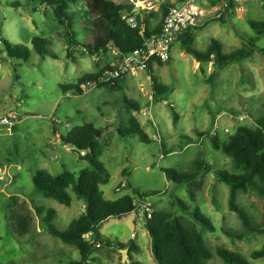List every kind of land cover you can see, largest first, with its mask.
<instances>
[{
    "label": "rangeland",
    "instance_id": "rangeland-1",
    "mask_svg": "<svg viewBox=\"0 0 264 264\" xmlns=\"http://www.w3.org/2000/svg\"><path fill=\"white\" fill-rule=\"evenodd\" d=\"M45 1L0 0V118L9 112L18 116V124L10 132L0 125V134L4 136L0 137V263L72 264L80 261L76 248L52 238L35 215L33 231L20 241L10 224L9 212L16 201H28L30 209L32 205L49 208L52 203L58 215L54 220L55 227L66 229L65 217L74 216L80 201L75 200L70 207H65L54 200H45L35 192L32 177L38 170L51 174L63 170L77 173L87 167V162L79 158V152L63 146L60 137L73 127L91 124L100 128L98 161L110 176L103 188L107 200L113 201L112 189L122 182L124 170L141 190L160 193L147 200L146 208L171 211L191 223H196L192 213L198 209L208 219L215 232L204 233L213 254L207 264H222L215 255L218 247L240 253L250 264H264V258L251 260L249 257L253 250L264 244V234L233 240L222 231L240 233L242 226L236 215L228 210V187L217 182L213 172L239 171L233 169L231 158L212 148L209 139L216 136L220 142H225L238 127L254 128L255 121L264 117V59L254 53L241 63L217 70L212 63H195L182 53L180 43L175 42L168 61L157 65L153 72L143 71L139 77L127 76L124 89L127 98L137 102L142 111L148 110L146 115L142 112L140 116L143 130L147 134L153 133L154 137L157 134L158 140L152 137V143L144 145L135 136L121 139L116 136V128L125 113L124 93L88 86L86 89L92 88L89 93L67 97L59 87L75 84L84 75L113 68L119 58L112 48L104 55L93 56L84 49L93 38L86 0H78L67 7L69 15L73 16L74 38L80 44L75 47H70L64 38L67 23L58 22L53 9ZM110 1L132 4L134 18L139 17L143 27L152 30L163 21L168 9L181 0ZM214 6L205 7L201 30L193 44V48L199 51H204L215 39L221 44L222 52H233L241 48L245 40L257 36L248 25L249 21L264 22L263 0H231L227 12L217 4ZM221 17L224 23L220 21ZM37 37L48 42V54L44 58L31 44ZM4 43L28 49V60L8 58ZM256 45L264 47V36ZM151 75L158 84L172 88L168 101L156 103L152 100ZM149 105H152L151 115L148 114ZM170 107L176 121H173ZM55 133L59 135L57 138ZM163 152L171 153L163 157ZM197 159L210 170L202 171L193 185L191 191L195 199L192 201L187 187L165 180L160 170L187 172ZM17 167H21V171ZM69 194L74 195L70 190ZM175 199L185 203L187 210ZM135 202L139 204L140 201L135 197ZM237 203L254 223L263 221V198L252 192L239 194ZM134 224L136 231L127 216L111 218L100 226L109 243L125 239L124 244L130 241L135 244L139 251L131 253V258L127 249L120 253L118 249L103 245L93 251L90 257L94 261L88 264H131L132 260L140 264H156L151 256L150 237L143 227V218L138 216ZM122 255H126L124 263L121 262Z\"/></svg>",
    "mask_w": 264,
    "mask_h": 264
},
{
    "label": "trees",
    "instance_id": "trees-1",
    "mask_svg": "<svg viewBox=\"0 0 264 264\" xmlns=\"http://www.w3.org/2000/svg\"><path fill=\"white\" fill-rule=\"evenodd\" d=\"M78 0H47L45 2L53 9V16L58 22L65 24L68 31H65L64 38L70 47L80 46L74 38L75 34L71 27L72 15H69L67 7L70 3ZM227 6L224 12L231 8V0H226ZM87 10L92 22V42L84 47L90 55H104L112 48L117 57L133 52L141 48L145 41L151 36L158 34L162 26V20L154 29L143 27L139 17L135 18L136 27L132 28L123 19L125 15L133 16L134 6L132 4H115L110 0H86ZM264 8V0H263ZM166 16V15H165ZM164 16V17H165ZM220 21L224 23L223 17ZM248 25L257 34L255 38H248L241 48L229 53L222 52L221 44L212 39L204 51L193 48L197 33L200 27L189 29L181 34L177 41L180 43V50L185 55L190 56L200 65L212 63L214 69H223L234 63H241L250 58L254 53L264 59V47L260 48L256 43L264 36V22L249 21ZM35 52L44 58L47 54L48 42L45 38H34L31 42ZM6 53L10 59L27 61L29 51L23 46H9L4 43ZM111 46V47H110ZM55 58V55H52ZM159 64H162L159 62ZM107 68L106 70H110ZM104 70L96 74H87L80 77L75 84L59 85L62 94L70 96H82L81 88L84 85L97 82L98 88L109 91L124 93L126 77L121 76L110 83H98V78ZM146 71H150V65ZM202 73H205L202 70ZM152 84V100L154 102L168 101V96L173 93L171 87L158 84L155 78L150 76ZM211 82V79H208ZM122 103L125 106V113L121 119L116 136L124 139L135 136L141 144L149 145L151 138L144 132L133 113L140 111L137 102L128 99L123 94ZM172 115L173 108L170 107ZM174 116V115H173ZM214 119V118H213ZM173 121H176L175 116ZM100 128H95L91 124H84L73 127L65 136L60 137L63 146L73 148L85 153L81 159L85 160L88 166L72 173L63 170L59 174H51L46 170H38L32 177V184L35 192L39 193L45 200H54L62 206L71 205V197L68 190H71L75 198L85 204L84 212L75 220H72L65 230H58L54 225L56 211L42 205H32L31 209L26 203L16 201L12 210L10 224L15 230V235L21 241L27 237L34 228L33 215L38 223L54 239L62 244L76 248L80 256V261L72 264H88L94 261L91 254L96 249L95 245L106 246L115 250H128L136 253L138 248L130 241L126 244L116 242L109 243L99 232L102 223L110 218L121 219L132 213H143L145 221L143 227L150 237L151 256L156 264H207L213 254L207 246L205 232H215V228L198 209L192 213L196 223L187 222L182 216H178L167 210H151L150 217L144 211L148 199L160 195L156 191H142L139 188H130L132 195H125L117 200H106L100 189L108 183L110 176L98 161L101 148L98 146L96 132ZM100 131V130H99ZM211 146L215 151H220L231 158L233 169L239 173H229L227 171H214L213 176L217 182H221L228 187V210L234 213L242 226V232L233 233L222 230L225 236L233 240H243L264 234V212L263 221L256 224L248 215L247 211L237 203L239 194L254 193L264 199V117L255 121L254 128L245 126L238 127L225 142H220L216 136L210 137ZM190 141V139H187ZM171 152H168V154ZM163 152V157L167 156ZM209 166H203L199 159L195 160L189 171L178 172L172 169L162 168L160 171L166 179L177 186L187 187L189 198L193 201L195 196L191 191L201 175V172H208ZM122 176L125 178V171ZM135 197L139 199V206L135 202ZM184 210L185 203L175 199ZM175 204V203H174ZM264 211V206H263ZM90 235L92 240L86 241L83 236ZM215 255L222 264H250L249 260L240 253L231 252L225 248L215 249ZM251 260L264 258V244L259 249L253 250L249 255ZM2 264V263H0ZM13 264V263H8ZM131 264H140L132 260Z\"/></svg>",
    "mask_w": 264,
    "mask_h": 264
},
{
    "label": "built area",
    "instance_id": "built-area-1",
    "mask_svg": "<svg viewBox=\"0 0 264 264\" xmlns=\"http://www.w3.org/2000/svg\"><path fill=\"white\" fill-rule=\"evenodd\" d=\"M212 1L215 3V6L217 4L223 9L227 6L226 0ZM133 4L137 6L136 3ZM205 7L213 8L209 0H182L180 4L170 7L163 18L158 34L147 39L141 48L135 49L133 52L119 58L117 66L110 70H104L101 77L98 78V83H110L121 76H131L138 72L146 71L153 62L164 63L168 61L178 37L187 30L202 25ZM123 19L132 28L136 27L134 16L126 15ZM88 86L95 87L97 86V82L82 86L81 88L83 91L85 90V93H89L92 89H86ZM17 117L16 113L9 112L0 118V125L10 132L18 124ZM155 132L158 133V130L156 129ZM156 136L158 135L156 134ZM156 136H153V140L155 141L158 140ZM80 156L84 157L85 153L81 152ZM137 206L139 205L137 204ZM144 211L148 214L149 218L151 210L144 207ZM83 238L86 241L92 240L90 235H85ZM99 247V245H95V248Z\"/></svg>",
    "mask_w": 264,
    "mask_h": 264
},
{
    "label": "crops",
    "instance_id": "crops-1",
    "mask_svg": "<svg viewBox=\"0 0 264 264\" xmlns=\"http://www.w3.org/2000/svg\"><path fill=\"white\" fill-rule=\"evenodd\" d=\"M172 1H175V0H172ZM182 1V0H181ZM181 1H179L177 4H175V6L176 5H178V4H180V2ZM209 3H210V5L213 7L214 5H215V3L212 1V0H209ZM216 6H214V8H215ZM201 27V26H200ZM179 43V42H178ZM176 44H177V41H176ZM175 44V45H176ZM174 45V46H175ZM173 46V47H174ZM178 46H180V45H178ZM175 48V47H174ZM174 49L172 48V51H173ZM172 51H171V53H172ZM170 56H171V54H170ZM195 62V61H194ZM196 63V62H195ZM157 65H159V62H153L151 65H150V72L152 71H155V69H156V67H157ZM143 74V72H138L137 74H135V75H132V76H135V77H139V76H141ZM136 79L135 78H133V81H135ZM125 87H127V77H126V84H125ZM125 89V88H124ZM125 94V93H124ZM126 96V95H125ZM67 97H70V95L68 96L67 95ZM127 97V96H126ZM129 99V98H128ZM131 100V99H130ZM156 103H159V102H156ZM151 106L152 105H149V106H147V108L149 109V112H148V114L150 113V115H151V113L152 112H150V110H151ZM146 108V109H147ZM148 111V110H147ZM146 110H145V112L144 111H142V109H141V107H140V111L139 112H137V113H133V116L138 120V122L140 123V125H141V127L142 128H144L143 127V121H141V120H143V119H141L142 117H140L141 115H142V112H143V115H146V112H147ZM7 114V113H6ZM141 119V120H140ZM155 124V123H154ZM156 125V124H155ZM18 127V126H17ZM117 129V128H116ZM15 130V129H14ZM16 131V130H15ZM146 134H147V131H144ZM13 134V133H12ZM150 138H152L153 137V133H151V134H147ZM57 136H59L57 133H55V138H57ZM0 137H4V136H2L1 134H0ZM152 140V139H151ZM56 142L58 143L59 141H57L56 140ZM79 158H83L82 156H80V154H79ZM12 165L10 164L9 165V168L11 167ZM84 168H86V167H84ZM17 169H19L20 171H21V167H17ZM83 169V168H82ZM124 171V170H123ZM0 173H2V169L0 170ZM50 173V172H49ZM123 173V172H122ZM163 174V173H162ZM1 175V174H0ZM16 175H18V173H16ZM163 176H164V174H163ZM164 178H165V180H167L166 179V177L164 176ZM124 183V184H123ZM127 184H130L132 187H135V188H139L140 190H141V188L140 187H138V185H136L135 183H134V180L132 179V176H126L125 178L123 177L122 178V182H120L116 187H114L112 190H113V192H114V195H115V197L113 198V201L114 200H117L118 198H120V197H122V196H125V195H132L131 194V190H130V188H128L126 185ZM105 187V185L104 186H101L100 187V189H101V191H102V193H103V196H104V198H105V194H104V191H103V188ZM109 190H111L110 188H109ZM71 191V190H70ZM142 191H144V190H142ZM72 192V191H71ZM68 193H69V190H68ZM70 195V197H71V205L73 204V202L76 200V201H79V200H77L76 198H75V195H71V194H69ZM106 199V198H105ZM107 200V199H106ZM75 201V202H76ZM26 202V204H27V202L28 201H25ZM146 204H149V201H147L146 202ZM51 205V208H53L55 211H56V207L51 203L50 204ZM70 205V206H71ZM69 206V207H70ZM84 209H85V204L82 202V201H80V204H79V207H78V210H77V212L74 214V216L72 217V215H66V217H65V222H67V227H68V225H69V223L72 221V220H75V219H77L83 212H84ZM56 216H58L57 215V212H56ZM140 217V218H143L142 216H143V213L142 212H139L138 214H135V213H132V214H130V215H128V217H129V219L132 221V225L134 226V228H135V231H136V226H135V224H134V222L136 221V218L137 217ZM125 217H127V216H125ZM111 219V218H110ZM110 219H108L107 221H109ZM106 221V222H107ZM105 223V222H104ZM104 223H102V224H104ZM101 224V225H102ZM100 225V226H101ZM66 227V228H67ZM44 230V229H43ZM65 230V229H64ZM99 232L104 236V234H103V232L101 231V229H100V227H99ZM132 235V234H131ZM105 237V236H104ZM106 238V237H105ZM131 238V237H130ZM124 241H125V239L124 240H121V241H119V240H117L116 239V242H119V243H122V244H124ZM115 242V243H116ZM126 244V243H125ZM139 251V250H138Z\"/></svg>",
    "mask_w": 264,
    "mask_h": 264
},
{
    "label": "water",
    "instance_id": "water-1",
    "mask_svg": "<svg viewBox=\"0 0 264 264\" xmlns=\"http://www.w3.org/2000/svg\"><path fill=\"white\" fill-rule=\"evenodd\" d=\"M134 1H136V0H134ZM98 133H99V131H97V132H96V134H95V138H97V136H98ZM143 221H145V218H144V217H143ZM119 252H120V253H125V252H126V250H120ZM125 260H126V255H122L121 262H122V263H124V262H125Z\"/></svg>",
    "mask_w": 264,
    "mask_h": 264
}]
</instances>
